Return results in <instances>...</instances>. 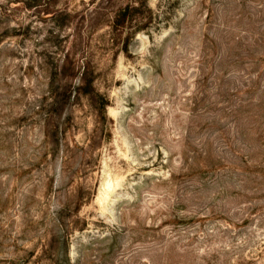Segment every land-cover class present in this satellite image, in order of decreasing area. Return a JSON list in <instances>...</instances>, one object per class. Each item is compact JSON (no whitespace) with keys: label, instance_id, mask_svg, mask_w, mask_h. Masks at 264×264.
<instances>
[{"label":"rangeland","instance_id":"374dc122","mask_svg":"<svg viewBox=\"0 0 264 264\" xmlns=\"http://www.w3.org/2000/svg\"><path fill=\"white\" fill-rule=\"evenodd\" d=\"M0 264H264V0H0Z\"/></svg>","mask_w":264,"mask_h":264},{"label":"trees","instance_id":"16d2710c","mask_svg":"<svg viewBox=\"0 0 264 264\" xmlns=\"http://www.w3.org/2000/svg\"><path fill=\"white\" fill-rule=\"evenodd\" d=\"M136 11V8L132 5H125V7L119 9L117 11V21L121 18L122 20L125 19V17L131 16V14ZM83 64V63H82ZM82 71H80V79L81 82H89L88 85L90 84V82L93 79V69L89 64H83L82 66ZM80 66H77L76 64V68L75 69H79ZM103 106V105H102ZM105 107V106H104Z\"/></svg>","mask_w":264,"mask_h":264}]
</instances>
